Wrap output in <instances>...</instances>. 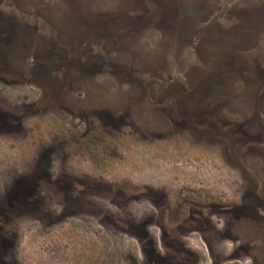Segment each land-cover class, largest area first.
<instances>
[{"label": "flooded vegetation", "instance_id": "af4514ba", "mask_svg": "<svg viewBox=\"0 0 264 264\" xmlns=\"http://www.w3.org/2000/svg\"><path fill=\"white\" fill-rule=\"evenodd\" d=\"M124 1L122 9L115 11L111 9L114 0H60L56 5L63 13L73 15L49 18L44 15L46 8L51 7L49 0H0V79L8 78L41 91L40 104L33 100L35 107L48 114L58 112L56 118L68 126L62 139L64 149L78 157L112 152L116 144L114 129L127 126L126 120L135 111L143 116L157 115L170 131H187L221 144L239 165L248 157L264 164V47L260 45L264 42V2L259 7L252 0L246 5L238 1L227 5L225 0H171L170 8L163 10L158 0H128L135 5L133 15ZM13 7L23 14L22 18L2 10ZM149 32L159 34L158 43L168 42L170 48L160 46L156 54L177 64V79L170 81L155 72L154 68L165 65L154 58L152 61L160 62L154 66L146 55V47H127L133 37ZM242 36L249 38L243 40ZM177 44L185 50V66ZM135 55L141 57V67ZM154 83L176 84H158L156 89ZM181 83L190 84L185 89ZM231 83H235L234 94L241 93L242 88L248 90V113L229 108L236 98L229 91ZM114 84L125 96L112 95ZM108 121L117 126L109 127ZM104 157L99 159L98 154L95 160H114L110 154ZM43 162L48 172L52 161ZM252 172L254 181L261 180V174ZM43 178L40 180L45 184L58 186V194L68 184L70 198L120 196L126 199L127 206L139 201L155 206L148 186L136 188L127 180L117 186L120 191H113L112 182L84 175L58 181L49 175ZM15 184L20 186L21 181ZM245 196L254 201L250 209L243 208L242 201L222 211L184 201L166 210L155 207L156 218L142 223L125 221L123 231L141 252V257H136L129 249L125 264H168L161 261L157 248L176 247V252L184 253L182 238L194 232H208L215 227L212 218L221 215L230 216L239 228L243 222L249 223L254 234L252 240L246 238L244 247H236L231 260L248 258L250 264H264V192L247 191ZM70 215L92 213L84 210ZM221 238L224 241L228 237ZM127 247H132L130 241ZM144 247L151 257L145 256Z\"/></svg>", "mask_w": 264, "mask_h": 264}, {"label": "rangeland", "instance_id": "374dc122", "mask_svg": "<svg viewBox=\"0 0 264 264\" xmlns=\"http://www.w3.org/2000/svg\"><path fill=\"white\" fill-rule=\"evenodd\" d=\"M123 1L114 0L111 9L121 10ZM235 1L246 5L251 0H225V3L233 5ZM124 2L126 9L133 14L135 5L128 0ZM252 2L261 7L264 0ZM49 3L51 7L46 8L45 16L73 15L63 13L56 5L60 0H49ZM158 6L168 10L171 0H158ZM2 10L7 14L12 12L16 17L22 18L23 15L15 7ZM159 37L157 32H149L146 36L133 37L127 47H146L147 57L158 66L156 64L160 62L152 61L161 59L156 50L159 51L160 46L168 47V42L162 44L165 43L162 40L158 43L161 41ZM245 38L249 37L242 36L243 40ZM260 45L264 47V42ZM180 47L182 45L177 44L178 50L182 49L179 56L185 66L187 56ZM135 57L141 67V57ZM161 64L165 67L154 68L155 72L170 81L177 79L179 71L174 61L167 57L165 61L161 59ZM158 84L176 83H154L156 89ZM189 84L181 83L185 89ZM234 87L235 83L229 86L230 93L236 95L229 108L248 113L251 104L248 90L242 88L241 93L234 94ZM120 91L114 84L112 95L117 98L125 96ZM40 95L41 91L24 83L0 79V264H125V253L129 249L136 257H141L133 238L123 231L125 221L142 223L156 218L153 216L156 208L166 210L184 201L213 211L238 206L242 201L241 206L250 209L254 201L246 199L248 196L243 197L245 193L264 192V164L260 159L248 157L239 165L234 155L226 153L221 144L187 131H170L157 115L143 116L132 111L126 120L129 124L114 129L112 137L116 144L113 151L95 153L100 155L99 159L110 154L114 160L99 163L95 160L96 155L91 157L95 161H90L91 158L86 156L69 154L62 140L68 126L56 118L58 112L48 114L35 107V100L41 102ZM108 125L113 128L117 123ZM107 138L110 141L111 137ZM45 159L52 161L48 172L43 162ZM252 171L261 174V180L254 181ZM47 175L54 181L84 175L112 182L113 191H120L117 186L124 180L136 188L148 186L155 206L149 201L127 206L126 199L120 196L87 200L70 198L68 184L62 188L64 192L58 194L57 185L51 186L40 180ZM19 180L21 185L17 186L15 183ZM37 186L39 190H36ZM84 210H89L92 215H70ZM231 213L236 215L233 210ZM217 217L211 220L215 225L213 229L182 238L186 246L182 249L184 253L176 252V247L157 248L161 261L168 264H250L248 258L239 262L231 260L236 247H244L247 240L254 238L250 224L243 222L239 228L230 216ZM151 230L157 233L156 229ZM222 236L228 238L223 241ZM128 241L130 248L127 247ZM180 250L178 247L177 251ZM143 251L146 257L152 256L147 247Z\"/></svg>", "mask_w": 264, "mask_h": 264}]
</instances>
